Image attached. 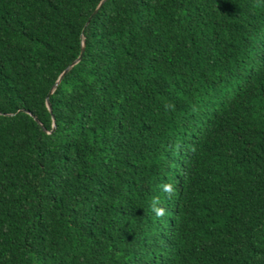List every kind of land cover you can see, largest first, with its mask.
I'll return each mask as SVG.
<instances>
[{
  "label": "trees",
  "instance_id": "obj_1",
  "mask_svg": "<svg viewBox=\"0 0 264 264\" xmlns=\"http://www.w3.org/2000/svg\"><path fill=\"white\" fill-rule=\"evenodd\" d=\"M99 1L0 0V264H264V0Z\"/></svg>",
  "mask_w": 264,
  "mask_h": 264
},
{
  "label": "water",
  "instance_id": "obj_2",
  "mask_svg": "<svg viewBox=\"0 0 264 264\" xmlns=\"http://www.w3.org/2000/svg\"><path fill=\"white\" fill-rule=\"evenodd\" d=\"M105 0H100L99 1V3L97 4V6H96V8H95V10L93 11V13H95L96 11H97V9L100 7V5L104 2ZM84 48H85V44H84V42L82 43V47H81V53H80V56L69 66V67H67L65 70H64V72L61 74V76H60V78L58 79V81L56 82V84L55 85H53V87L51 88V90H50V92H52L55 88H56V86L58 85V83L60 82V80L64 77V75H66L68 72H69V70L75 65V64H77L80 60H81V58H82V55H83V53H84ZM46 105H47V107H48V109H49V111L51 112L52 111V106H51V103H50V101H49V97H46ZM30 113V112H29ZM35 119H36V121L37 122H39L40 123V121L35 117ZM41 124V123H40ZM55 126V124H53V127ZM44 129V128H43Z\"/></svg>",
  "mask_w": 264,
  "mask_h": 264
},
{
  "label": "clouds",
  "instance_id": "obj_3",
  "mask_svg": "<svg viewBox=\"0 0 264 264\" xmlns=\"http://www.w3.org/2000/svg\"><path fill=\"white\" fill-rule=\"evenodd\" d=\"M251 33H252V34H255L258 38H260V36H262L261 33L259 32V30H257L256 28H255V29L253 28V29L251 30ZM263 43H264V41H263ZM169 190H170V189H169Z\"/></svg>",
  "mask_w": 264,
  "mask_h": 264
},
{
  "label": "bare ground",
  "instance_id": "obj_4",
  "mask_svg": "<svg viewBox=\"0 0 264 264\" xmlns=\"http://www.w3.org/2000/svg\"><path fill=\"white\" fill-rule=\"evenodd\" d=\"M208 118V117H207ZM211 119V118H210ZM205 120H207V119H205ZM206 122V121H205ZM207 122H210V121H208L207 120ZM174 194V193H173ZM176 194V193H175ZM182 194V193H181ZM172 196V195H171ZM166 197V196H165ZM176 197H177V195H176ZM176 202V201H175ZM176 204V203H175ZM179 204V203H178ZM174 207H176V205L174 206ZM174 209V208H173Z\"/></svg>",
  "mask_w": 264,
  "mask_h": 264
}]
</instances>
